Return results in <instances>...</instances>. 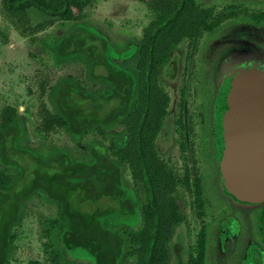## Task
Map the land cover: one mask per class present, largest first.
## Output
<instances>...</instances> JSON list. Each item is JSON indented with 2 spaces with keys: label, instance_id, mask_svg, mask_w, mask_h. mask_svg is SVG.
<instances>
[{
  "label": "trees",
  "instance_id": "1",
  "mask_svg": "<svg viewBox=\"0 0 264 264\" xmlns=\"http://www.w3.org/2000/svg\"><path fill=\"white\" fill-rule=\"evenodd\" d=\"M136 1L152 18L139 37L114 42L87 21L91 0H0L4 30L35 44L55 67L79 64L93 87L67 75L40 91L48 107L40 105L36 131L63 130L78 156L28 147L24 117L14 106L0 110V264L11 262L13 229L32 198L56 208L45 232L47 263L171 264L179 175L156 151L170 106L161 81L170 78L178 45L219 21L194 0Z\"/></svg>",
  "mask_w": 264,
  "mask_h": 264
},
{
  "label": "flooded vegetation",
  "instance_id": "2",
  "mask_svg": "<svg viewBox=\"0 0 264 264\" xmlns=\"http://www.w3.org/2000/svg\"><path fill=\"white\" fill-rule=\"evenodd\" d=\"M211 1L206 5L210 0H194L216 14L210 20L219 21V26L183 40L169 58L170 78L161 81L179 84L180 91L177 107L169 95L170 106L155 139L156 151L165 155L177 150L185 161L180 176L170 159L159 157L179 175L181 221L170 242L171 264H264V200L236 199L226 186L216 152L222 86L245 70L264 74V1L216 0L224 6L219 13ZM229 12L235 15L228 16ZM229 25L235 28L230 38H213L224 35L222 30ZM220 41L227 42L226 46H218Z\"/></svg>",
  "mask_w": 264,
  "mask_h": 264
},
{
  "label": "rangeland",
  "instance_id": "3",
  "mask_svg": "<svg viewBox=\"0 0 264 264\" xmlns=\"http://www.w3.org/2000/svg\"><path fill=\"white\" fill-rule=\"evenodd\" d=\"M211 2L210 0L206 5ZM212 4L217 5L214 9L216 13L224 8L223 4L218 5L216 0ZM85 12L88 13L87 21L102 30L114 42H122L124 39L133 36L139 37L142 29L148 25L150 18H152L144 5L136 0H91V6L87 7ZM213 15L216 14L213 13ZM3 27L4 23L0 18V29L7 38L6 42L0 35V110L7 105L14 106L19 115L24 117L25 144L28 147L42 148L49 145L57 148L66 147L74 156L81 155L61 129H56L44 137L38 134L36 131L39 121L38 111L42 103L48 107L47 90L59 78L71 75L80 80L87 88H93L92 84L85 80L84 72L79 64L55 67L47 56L41 55L37 51L35 44H31L28 39L21 37L12 30H4ZM225 28L222 30L224 35H214L213 38H230V34H233L235 28L230 25ZM220 42L218 46H226L223 43L227 42ZM229 44L231 45V42ZM30 54L36 55V57L32 58L29 56ZM161 86L170 95L172 106L177 107L180 85L173 86L161 82ZM42 88L46 90L44 96H40ZM195 131L197 130L195 129ZM85 139L88 140L89 138ZM179 155L177 150H173L165 155L164 153L159 154V157L163 158L164 156L170 159L168 160L170 165L182 176L185 161H182ZM195 157L198 159L196 153ZM186 162L188 164L190 160ZM125 178L129 179V176L125 175ZM179 192L180 190L176 194L178 195ZM87 206L93 208V206ZM55 210L54 206L42 203L36 198H32L25 204L26 214L21 224L13 229L15 240L9 264H27L29 261L42 262L43 260L46 262L44 264H51L47 263L51 248L48 247L50 240L46 237L45 232L48 219L55 217ZM45 246L48 247L47 253L44 251ZM74 252L77 254V250ZM88 254L87 252L88 258H92Z\"/></svg>",
  "mask_w": 264,
  "mask_h": 264
},
{
  "label": "water",
  "instance_id": "4",
  "mask_svg": "<svg viewBox=\"0 0 264 264\" xmlns=\"http://www.w3.org/2000/svg\"><path fill=\"white\" fill-rule=\"evenodd\" d=\"M217 106L216 152L226 186L240 201H263L264 74L237 73L222 86Z\"/></svg>",
  "mask_w": 264,
  "mask_h": 264
}]
</instances>
